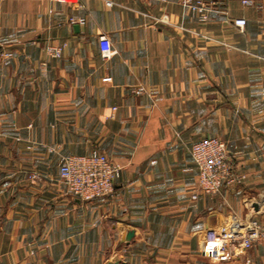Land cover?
Instances as JSON below:
<instances>
[{"label":"crops","instance_id":"crops-1","mask_svg":"<svg viewBox=\"0 0 264 264\" xmlns=\"http://www.w3.org/2000/svg\"><path fill=\"white\" fill-rule=\"evenodd\" d=\"M254 1L225 0L201 24L180 0H0V264H235L201 249L231 213L264 225V0ZM206 136L246 174L214 195L197 189L189 153ZM93 149L120 175L112 195L84 201L60 180L59 157ZM245 256L264 264V236Z\"/></svg>","mask_w":264,"mask_h":264},{"label":"built area","instance_id":"built-area-1","mask_svg":"<svg viewBox=\"0 0 264 264\" xmlns=\"http://www.w3.org/2000/svg\"><path fill=\"white\" fill-rule=\"evenodd\" d=\"M74 4L78 0H52ZM189 15L201 24L209 21L211 13L223 10L225 0H180ZM244 4H253L254 0H242ZM111 4L110 1L106 2ZM83 22V17H69V22ZM239 30H243L245 19L235 17L231 20ZM212 39L210 35L204 36ZM221 42V41H220ZM222 43V42H221ZM224 43V42H223ZM225 44V43H224ZM100 53L109 57L114 51L106 35L98 37ZM228 46H230L228 44ZM52 56H60L62 46H46ZM5 52V55H10ZM140 89H138V92ZM189 153L197 170L196 187L198 190L214 195L224 185L241 183L246 174L239 171L230 155L225 141L216 136H206L191 144ZM120 175V166L114 163L104 152L93 149L87 153L61 154L58 163V176L68 193L84 201H90L114 193L115 181ZM32 180H40L37 172L29 174ZM195 196V194H193ZM264 202V201H262ZM256 212H259L258 209ZM261 212V211H260ZM255 212L242 216L231 213L205 240L201 249L203 255L213 261L236 260L235 264H260L244 253L264 236V225Z\"/></svg>","mask_w":264,"mask_h":264},{"label":"rangeland","instance_id":"rangeland-1","mask_svg":"<svg viewBox=\"0 0 264 264\" xmlns=\"http://www.w3.org/2000/svg\"><path fill=\"white\" fill-rule=\"evenodd\" d=\"M205 243V242H204ZM244 255H245V253H244Z\"/></svg>","mask_w":264,"mask_h":264}]
</instances>
